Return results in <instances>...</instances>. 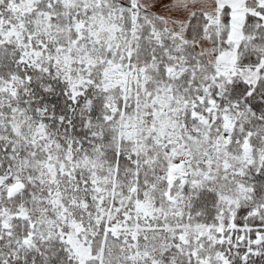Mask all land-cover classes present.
Instances as JSON below:
<instances>
[{
	"label": "snow or ice",
	"instance_id": "6c2138e0",
	"mask_svg": "<svg viewBox=\"0 0 264 264\" xmlns=\"http://www.w3.org/2000/svg\"><path fill=\"white\" fill-rule=\"evenodd\" d=\"M0 264H264V0H0Z\"/></svg>",
	"mask_w": 264,
	"mask_h": 264
}]
</instances>
